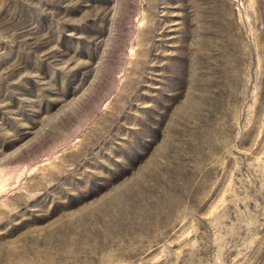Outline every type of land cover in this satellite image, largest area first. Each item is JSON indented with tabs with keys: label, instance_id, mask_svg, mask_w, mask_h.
<instances>
[{
	"label": "rangeland",
	"instance_id": "rangeland-1",
	"mask_svg": "<svg viewBox=\"0 0 264 264\" xmlns=\"http://www.w3.org/2000/svg\"><path fill=\"white\" fill-rule=\"evenodd\" d=\"M0 264H264V0H0Z\"/></svg>",
	"mask_w": 264,
	"mask_h": 264
}]
</instances>
